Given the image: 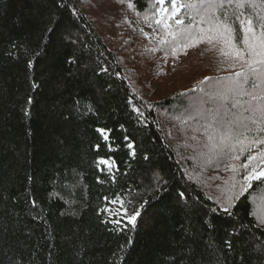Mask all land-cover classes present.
Returning a JSON list of instances; mask_svg holds the SVG:
<instances>
[{"label": "trees", "instance_id": "obj_1", "mask_svg": "<svg viewBox=\"0 0 264 264\" xmlns=\"http://www.w3.org/2000/svg\"><path fill=\"white\" fill-rule=\"evenodd\" d=\"M115 1L151 20L159 6ZM179 17L187 25L185 9ZM171 23L151 56L165 88L153 93L135 49L86 0H0V264H264V225L255 218L264 217L256 205L264 184L240 193L242 162L260 145L249 142L264 131L244 121L232 131L247 140L221 151L224 130L213 119L224 118L202 117L250 115L221 95L243 62L222 55L230 49L219 42L174 40L168 31L181 26ZM204 44L220 58L215 66L169 88ZM119 197L130 215L140 212L135 226L102 211Z\"/></svg>", "mask_w": 264, "mask_h": 264}, {"label": "snow or ice", "instance_id": "obj_2", "mask_svg": "<svg viewBox=\"0 0 264 264\" xmlns=\"http://www.w3.org/2000/svg\"><path fill=\"white\" fill-rule=\"evenodd\" d=\"M156 4L160 6L158 9L159 18L155 20L157 25L171 29L172 25L167 21L173 20L176 25L181 26L179 31H168V35L172 36L174 40L189 39L196 43L207 42L209 44L219 42L230 49L227 52L222 49V55H230L243 62L244 67L234 74L235 79L222 86L223 93L221 95L224 98H228L230 95L234 101L232 107H240L244 112L250 113L247 117H243L241 114L242 119L236 123L246 128L247 124L244 121H250L257 125L260 131H264V0H156ZM133 6V4H129V7ZM182 8L186 10L187 25H185L184 19L176 18ZM202 25H207V27H202ZM101 71L106 72L107 70L101 69ZM242 97H248V99L242 101L240 99ZM226 123L227 126L220 125L224 128V132L220 136L221 151L225 147L233 146L231 143L233 140L237 144H242L243 141L238 136L247 140L243 133L238 135L233 133V121L229 120ZM96 131L104 140L108 139V129L99 128ZM249 143L264 145V139H253ZM96 147L99 148L100 145L97 144ZM128 148L133 149V144L129 143ZM131 155H135L134 150ZM248 160H259L264 163V152H261L259 156L250 155ZM99 163L108 167H111L112 164L105 159H101ZM241 167L247 170L250 165L245 163ZM243 179L246 184L241 185L240 193L251 195L249 190L255 191L253 181H260L261 184H264V169L257 171L256 167H252ZM180 195L183 196V193ZM236 198L238 199L239 196ZM33 206H35V201H33ZM102 211L111 210L105 208ZM223 211L228 213L229 209L225 207ZM249 214L255 215L254 213ZM139 215L140 212L135 211L128 217V222L135 226ZM255 218L259 225H264V217L257 215ZM116 223L119 224L120 221H116ZM258 241L259 238H254V242ZM225 244L229 250L232 249L231 240H226ZM253 250L256 251L255 248ZM258 255L264 256V244L259 247Z\"/></svg>", "mask_w": 264, "mask_h": 264}, {"label": "rangeland", "instance_id": "obj_3", "mask_svg": "<svg viewBox=\"0 0 264 264\" xmlns=\"http://www.w3.org/2000/svg\"><path fill=\"white\" fill-rule=\"evenodd\" d=\"M86 1L90 6L91 12L95 16H99L102 21L104 20V24H108L109 28L107 25H105L106 30L108 31L110 29L112 36H122L121 34H123V42L129 43L130 47L135 49L138 59V61L135 62V68L138 72V75L140 73L143 77H145L143 80L145 87L153 93L165 90V88L158 82L156 78L157 66L151 59L153 50L160 47L162 41L165 39L166 29L163 27V25H157L155 23V20L159 18L158 9L160 6H158L154 18L151 20L149 18L140 17L139 13L133 11L126 3H120L115 0ZM179 13L177 14L176 18L181 19L179 17ZM171 22L172 20L167 21V23L170 25L172 24ZM207 46L209 45L204 44L201 48L189 53L186 60H184L185 68L183 71L185 73L182 71L181 75L173 78V81L168 84L169 88H174L175 86H187L193 81L195 77H197V79L201 77L203 74H205L202 64L215 66V61L218 56L214 51H212V55H207ZM202 52H204L207 56L203 55ZM213 58L214 60L212 61L211 59ZM171 69L175 70V66L172 65ZM212 91L214 93L215 89ZM192 106L194 108L195 104H192L191 107ZM192 114L193 113H189L188 115L193 116ZM218 114H220L219 117L224 118V124L226 125L225 120L227 121L231 117V114L227 109L225 110L224 114L219 112L217 113L215 111L202 117L208 121H211L213 117ZM213 120H215L219 127L221 124H223V122L220 123L218 119ZM237 125L238 123L233 122L232 127L236 128ZM222 129L224 130V128ZM217 138L220 141V137ZM261 152H264V145H255L247 153V157L242 162V164L248 163L250 167L249 169L245 170L243 174L244 176L247 175L248 171H251L252 167H256L257 171L264 169V163H261L259 160H248V156H259ZM230 163L233 166L236 165L235 160H231ZM121 204H123V207H121ZM256 205L260 209H264V201H258ZM106 208L111 210L108 211V215L109 218H111L114 222H128V217L131 216L127 210V202L123 197L111 200ZM125 212H127V215H125Z\"/></svg>", "mask_w": 264, "mask_h": 264}]
</instances>
